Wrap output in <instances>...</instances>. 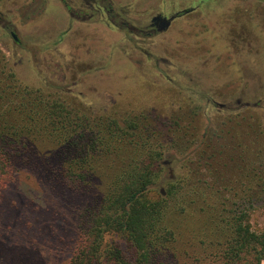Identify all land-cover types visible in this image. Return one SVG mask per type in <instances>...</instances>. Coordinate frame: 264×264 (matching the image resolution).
Instances as JSON below:
<instances>
[{
    "label": "rangeland",
    "instance_id": "374dc122",
    "mask_svg": "<svg viewBox=\"0 0 264 264\" xmlns=\"http://www.w3.org/2000/svg\"><path fill=\"white\" fill-rule=\"evenodd\" d=\"M24 2L9 17L23 45L0 26V86L39 89L81 114L117 120L127 144L140 133L127 122L137 123L195 181L190 203L201 220L244 207L264 227V0L251 15L220 17L222 39L185 22L189 30L162 34L144 51L126 49L113 31L91 32L93 48L85 41L59 44L63 28L51 13L25 14ZM30 35L34 42L27 44ZM10 109L0 99V124L2 114L12 120ZM130 152H122L125 161ZM9 159L7 173L0 169V264H68L92 195L60 177L57 153L44 143L35 155L24 151ZM102 166L107 174L115 169L108 160ZM192 236L185 248L198 256L206 235L194 247Z\"/></svg>",
    "mask_w": 264,
    "mask_h": 264
},
{
    "label": "trees",
    "instance_id": "16d2710c",
    "mask_svg": "<svg viewBox=\"0 0 264 264\" xmlns=\"http://www.w3.org/2000/svg\"><path fill=\"white\" fill-rule=\"evenodd\" d=\"M12 87L0 86V99L11 103L13 112L12 120L2 114L1 171L6 174L12 165L10 154L32 156L44 143L57 153L60 177L92 195L81 210L68 264H264V227L253 223L247 208H230L217 219L212 212L201 220L191 205L195 181L137 123L127 122L140 131L127 144L117 120L104 123L52 94ZM129 148L125 161L122 152ZM117 157L123 160L120 167ZM107 160L115 168L110 174L101 169ZM210 227L215 228L210 232ZM189 234L192 247L206 235L198 256L185 248Z\"/></svg>",
    "mask_w": 264,
    "mask_h": 264
},
{
    "label": "flooded vegetation",
    "instance_id": "af4514ba",
    "mask_svg": "<svg viewBox=\"0 0 264 264\" xmlns=\"http://www.w3.org/2000/svg\"><path fill=\"white\" fill-rule=\"evenodd\" d=\"M20 0H0V26L11 36L17 45H23L10 20ZM257 0H25V14L50 12L60 28L59 44L72 41H85L86 48H93L90 33L113 31L121 34L120 39L126 49H141L144 44L162 34L187 31L185 22L204 25L205 32L219 33L220 17L227 13L246 11L254 13ZM218 4V5H217ZM3 6H6L3 8ZM217 8V10H216ZM216 10L215 12H212ZM220 11V13H218ZM216 18L214 21L213 19ZM210 19V20H209ZM230 31L232 28L228 27ZM228 34V33H227ZM32 35L26 40L32 44ZM142 51V52H143ZM147 53V52H146ZM154 60L157 57L148 54ZM74 60L76 59L73 57ZM78 58V57H77ZM76 65V61H74ZM78 64V62H77Z\"/></svg>",
    "mask_w": 264,
    "mask_h": 264
}]
</instances>
